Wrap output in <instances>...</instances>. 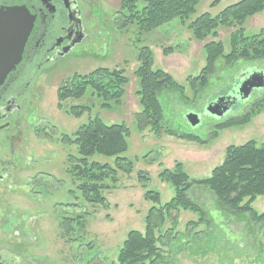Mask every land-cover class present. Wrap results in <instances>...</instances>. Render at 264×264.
Returning a JSON list of instances; mask_svg holds the SVG:
<instances>
[{"label": "rangeland", "instance_id": "obj_1", "mask_svg": "<svg viewBox=\"0 0 264 264\" xmlns=\"http://www.w3.org/2000/svg\"><path fill=\"white\" fill-rule=\"evenodd\" d=\"M100 1L103 2V5L100 4L103 17L107 20L110 29L109 49L112 52L104 61L95 58L85 61L72 60L62 70H65L64 73L75 71L80 73L78 75H86L97 68L110 70L117 68L125 71L129 82L121 105L110 112L100 109L96 100L92 102L86 99L68 100L59 106L56 94L62 87L61 80V82L56 80L52 87H44L38 101L34 103L35 113L31 121L33 131L29 133L28 142L32 149L26 150V159H23V165L31 161L32 165L29 167L33 169L31 173L21 174L22 189L11 198L16 206L25 208L21 211L23 214L27 213L32 217L26 219L28 225L24 228L29 234V239L32 240V245L31 248L27 245L25 248L28 249L22 250V253L27 252V255L33 259V264L115 262L127 233L145 231L144 219L153 204L144 200V193L157 192L160 195L161 205L168 203L174 197L173 188L158 178L161 170H172L174 164L179 162L191 180L205 179L215 167L222 164L228 146H241L248 141H255L260 146L264 142V110L257 113L248 125L222 130L214 140L204 144L178 140L163 133L154 135L150 129L137 132L133 116L140 109L135 95L137 81L133 73L137 66L136 58L140 48L148 47L151 50L152 68L169 74L186 89L185 94L190 99L177 104L173 99L170 100L169 104L172 107L164 112V130L189 133L201 139L212 133L213 127L219 121L216 117L204 115L198 126L191 127L183 118L187 110L201 112L203 107L221 98L220 95L228 94L243 74L255 69L248 67L249 70L239 73V67L247 66L242 61H238L234 69L225 68L212 77L209 90L192 101V92L187 87L186 79L190 76H198L205 63L202 44L191 38L186 29L187 24L182 25L179 20H174L151 32H141L135 25L119 28L113 14L114 9L118 8L119 1ZM215 1L217 3L212 6ZM239 1L241 0H200L189 22L204 13L215 17L225 8ZM245 27L249 35L258 34L264 27V11L249 19ZM230 32L231 30L221 29L219 40L226 41ZM165 48H173V54L164 56ZM227 51L228 48L225 47V52ZM255 68L264 69L259 64ZM253 96L254 100L262 98L264 88L262 91L254 90L251 98ZM162 97L163 93L159 96L163 104ZM78 104L90 105L91 112L75 119L68 114V109ZM242 106V103L238 102L235 109ZM93 117H99L107 125L124 123L129 129L128 150L121 157L131 164L130 173L123 171L122 162L121 168H117L115 157L94 155L89 158L90 162L106 164L117 171L116 188L102 193L110 205L109 209L83 200L77 190L78 181L73 182L68 174L67 157L70 155L79 159L76 147L62 143L63 135H72ZM209 137L210 134L206 139ZM36 163H38L37 168L34 167ZM39 170H46L61 181V184H57L59 191H56L55 184H49L45 190L46 194L44 190L40 193V190L38 193H30L24 180ZM139 173L144 174L147 181L140 182ZM106 183L110 185L109 181ZM18 195L27 196V199L20 200L21 197L19 198ZM187 196L192 202L200 205L206 215V222L196 227L189 223L198 221L197 215L188 211L174 213L175 221L168 219L165 225L155 232L162 254L159 263L264 264V228L250 224L247 215L219 210L214 195L205 187L193 186ZM56 201L61 202L62 205H56ZM252 207L259 214L264 212V196L258 197ZM65 218L72 220L70 237L65 236L62 227ZM79 219L84 224L82 229L79 228Z\"/></svg>", "mask_w": 264, "mask_h": 264}, {"label": "trees", "instance_id": "obj_2", "mask_svg": "<svg viewBox=\"0 0 264 264\" xmlns=\"http://www.w3.org/2000/svg\"><path fill=\"white\" fill-rule=\"evenodd\" d=\"M118 1V8L114 9L113 14L119 28L135 25L141 32H151L179 20L180 24H187L186 29L191 38L202 44L204 67L198 76L186 79L187 87L192 92V101L209 90L212 77L225 68L234 69L238 61L247 66L239 67V73L249 70L248 67L264 73V69L255 68L258 64L264 68V27L258 34L253 35H249L245 27L249 19L264 11V0H241L215 17L204 13L190 22L200 0ZM216 3L217 1L213 2L212 6ZM221 29L231 30L226 41L219 40ZM225 47L228 48L227 52ZM173 50L165 48L163 55L173 54ZM136 60L137 66L133 74L137 81L135 95L140 111L134 114L133 120L139 133L150 129L154 135L163 133L178 140L204 144L214 140L222 130L248 125L257 113L264 110V96L257 100H254L253 96L251 102L242 103L243 106L239 109L234 108V113L227 118L218 119L220 123L215 124L207 139L208 134L201 139L189 133L164 130V112L171 109L170 100L173 99L177 104L190 99L185 94L186 89L169 74L152 68L153 57L148 47L138 50ZM128 82L122 69L97 68L86 75L74 76L69 84L60 87L56 94L58 105L62 106L68 100H96L100 109L110 112L121 105ZM161 93L163 104L159 98ZM225 95L227 94L220 97ZM198 111L187 110V113H200ZM90 112L91 106L88 104L73 105L68 109V114L75 119ZM183 118L186 121L185 115ZM128 136L129 129L124 123L107 125L99 117L89 118L88 122L81 125L72 135H63L64 145L76 147L79 159L70 155L67 157L68 174L73 182L78 181L77 190L87 203L99 205L104 209L110 208L102 193L116 188L117 171L109 165L90 162L89 158L94 155L115 157L117 168H121L122 162L123 171L130 173L131 164L121 157L128 150ZM158 178L173 188L174 197L161 205L157 192L144 193V200L153 204L144 219L145 231L128 232L116 261L110 264H161L159 262L162 254L155 232L165 225L168 219L175 221L174 213L188 211L197 215L198 221L189 223L196 227L206 222V215L200 205L192 202L187 196L193 186L207 188L214 195L219 210L247 215L250 224L264 228V212L259 214L252 207L258 197L264 196V142L260 146L255 141H248L241 146H228L224 161L212 170L208 178L191 180L179 162L174 164L172 170H161ZM138 179L140 182L147 181L142 173L138 174ZM83 226V221L79 219V228L82 229ZM62 227L65 236L70 237L72 220L65 218Z\"/></svg>", "mask_w": 264, "mask_h": 264}, {"label": "flooded vegetation", "instance_id": "obj_3", "mask_svg": "<svg viewBox=\"0 0 264 264\" xmlns=\"http://www.w3.org/2000/svg\"><path fill=\"white\" fill-rule=\"evenodd\" d=\"M100 4L103 5L100 0H0V8H23L33 18L22 58L0 84V264H33L27 252L22 253L28 249L27 245L30 248L32 245L24 230L28 225L26 219L32 217L23 214L21 211L25 208L16 206L11 198L22 189L21 174L31 173L33 169L29 167L31 161L23 165V159H26V150L32 149L28 142L29 133L33 131L34 103L44 87H52L56 80H61L59 83L65 86L80 74L63 72L62 68L70 61L89 58L104 61L112 52L109 49L110 29ZM235 86L227 95L210 103L217 102L219 110L227 108L217 119L223 120L233 114L238 102L251 100L250 97L239 101ZM197 115L201 121L203 111ZM34 167L37 168L38 163ZM58 183L61 181L46 170H39L24 180L30 193L44 190L46 194L49 184H55L59 191ZM19 198L26 200L27 196ZM55 204L62 205L58 201Z\"/></svg>", "mask_w": 264, "mask_h": 264}, {"label": "water", "instance_id": "obj_4", "mask_svg": "<svg viewBox=\"0 0 264 264\" xmlns=\"http://www.w3.org/2000/svg\"><path fill=\"white\" fill-rule=\"evenodd\" d=\"M33 26V18L23 8H0V84L7 74L20 62L22 52ZM264 88V73L258 70L243 74L235 86L236 98L239 101L250 99L254 90ZM227 108L218 109V104L207 105L203 114L220 118ZM186 122L191 127L200 123L196 113L188 112L185 115Z\"/></svg>", "mask_w": 264, "mask_h": 264}]
</instances>
